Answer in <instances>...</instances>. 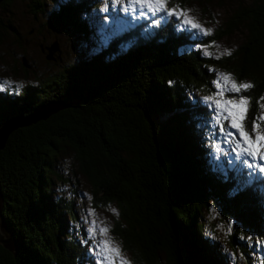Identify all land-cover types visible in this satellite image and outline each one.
Returning a JSON list of instances; mask_svg holds the SVG:
<instances>
[{
  "label": "trees",
  "instance_id": "trees-1",
  "mask_svg": "<svg viewBox=\"0 0 264 264\" xmlns=\"http://www.w3.org/2000/svg\"><path fill=\"white\" fill-rule=\"evenodd\" d=\"M95 2L61 0L48 24L57 33L93 36L86 15ZM44 3L29 0L31 13L43 14ZM174 26L171 21L155 34L125 32L59 79L27 85L15 98L0 95V127L41 105L69 106L17 129L0 151L2 215L18 245L14 257L0 244V264L85 263L84 244L67 232L76 221L73 202L55 199L51 190L53 163L64 146L74 152L95 204L117 205L121 224L113 233L135 264H230L204 230V212L215 206L234 222L227 242L235 257L264 262L259 254L252 258L253 241L264 244V177L242 160L237 177L208 158L203 145L211 123L203 121L207 109L193 95L210 87L215 64L251 80L255 87L245 94L252 97L251 129L256 100L264 95V0L238 7L205 39L209 45L244 30L245 46L230 57L182 52L195 38ZM12 29L0 19V35ZM217 128L215 137L223 135Z\"/></svg>",
  "mask_w": 264,
  "mask_h": 264
},
{
  "label": "rangeland",
  "instance_id": "rangeland-1",
  "mask_svg": "<svg viewBox=\"0 0 264 264\" xmlns=\"http://www.w3.org/2000/svg\"><path fill=\"white\" fill-rule=\"evenodd\" d=\"M60 1L53 0L51 2L44 0L45 10L43 14L38 13L36 15L30 11L29 0H10V3L6 6L2 7L0 5V19L10 24L13 28V31L7 30L0 35V83L5 81L13 82L10 86L0 89V95H8L15 98L25 90L27 85H36L38 82H44L49 79L55 81L59 79L61 73L68 67L77 65L81 60L92 54H96L100 50H106L108 42L113 40V38L125 32L135 30H138L142 34H155L171 21L175 25V31L183 30L185 33L193 34L192 38H195L194 44L191 41L190 43H186L187 46L182 49V52L190 53L191 51H198L203 58L218 60L215 57L227 48L232 50V55L230 56H233L246 44L244 30L237 31L231 36L209 45H205L204 41L207 36L210 37L212 35L213 30L217 26L228 20L231 13L238 7L249 6L254 2V0H185L182 3L172 0L169 7L172 4H179L182 8L192 9V15L196 16L205 28L212 30L210 35H203L197 30L184 26L175 16L165 17L163 13H157L155 16L149 13L148 16H140L139 19H136L139 16L138 8L135 14L130 9L128 11L125 10L129 7V0H120L119 3L117 0H99L98 3L95 2L97 7L92 8V10L90 9L86 15V18L91 23L90 30L93 29L94 34L85 39L76 34L57 33L48 24L50 12L57 8ZM105 8H107V11H105ZM158 19L160 23L156 24L155 21ZM54 42H57L59 46V53H56L59 59L48 61L46 59L48 54L47 47L51 46ZM205 48H207V51L212 52L213 55H204ZM230 56L223 55L220 59ZM23 59L26 60L29 69H25L22 66ZM210 72L213 76L207 91L199 92L198 89L193 92L200 105L207 109L206 114L209 115V119L205 116L203 117V121L207 119L211 123V129L205 131V134L211 131L210 141L205 142L203 148L207 150L208 158L212 159L216 164H220L232 171L242 170L244 168L240 165L241 160L237 159V153L232 151V145L224 142L223 135L215 137V129L218 126L214 121L215 110L209 107L203 98L217 91L214 81L218 78L219 72L233 74L237 82H251V80L239 79L231 69H225L216 64L210 68ZM248 91L250 93V90ZM247 92L242 94L245 95ZM44 109L47 110V108H43V111H45ZM158 119L162 121L161 119L165 118L161 115ZM224 123L227 126V122L225 121ZM217 129L219 131V126ZM217 143L220 144L223 150L219 153L215 148ZM56 155L57 157L52 168L51 190L55 199H65L73 202V213L76 216V221L74 223L68 222L67 232L75 236L77 242L84 244L86 261L83 264H97L98 259H100L96 255V244L105 238L100 232V229L104 226L110 229L107 235L119 244L127 259L132 264H135L130 253L124 250L121 242L117 240L113 233L116 224H121L117 205L95 204L93 188L87 178L79 172L75 154L71 149L65 146L61 147ZM249 162L264 164V161H251L250 158ZM235 173L239 177L236 171ZM254 173L260 178L264 177V173L258 169ZM241 180L245 184V180L242 178L238 181L240 186L242 184ZM111 209H115L116 212H113ZM93 210L96 213L95 215H91ZM66 213L69 214L67 209ZM203 216L206 235L213 242H216L228 255L230 264H243L240 254H237V257L233 259V253L227 242V238L231 235L234 226V222L228 220L229 218L232 219L231 216L227 215L224 217V212L218 206L211 208L209 212H204ZM66 219L69 221L68 218ZM92 221L96 222L95 236H92L89 231L93 227ZM229 228H231L230 232ZM247 239L250 240L248 245L249 250L252 237L248 236ZM246 242L248 243V240ZM253 242L256 246V251L253 255L251 253L252 258H256L257 254L264 258V244L260 245L257 240Z\"/></svg>",
  "mask_w": 264,
  "mask_h": 264
},
{
  "label": "snow or ice",
  "instance_id": "snow-or-ice-1",
  "mask_svg": "<svg viewBox=\"0 0 264 264\" xmlns=\"http://www.w3.org/2000/svg\"><path fill=\"white\" fill-rule=\"evenodd\" d=\"M117 2L119 3L120 0H117ZM171 2L172 0H129V7L125 10L130 9L135 14L138 8L139 16L136 19H139L140 16H148L149 13L153 16L157 13H163L165 17L175 16L184 26L197 30L203 35L211 34L212 30L205 28L198 18L192 15V9L182 8L179 4H172L169 7ZM105 11H107V8H105ZM155 23L159 24L160 20H156ZM204 55L212 56L213 53L205 48ZM223 55H232V50L225 48L215 58L220 59ZM12 83L11 81L0 83V89L10 86ZM214 84L217 91L212 95L205 96L203 99L209 107L215 110L214 121L223 134L224 142L232 145V151L237 153V159L242 160L244 165L252 169V173L257 169L264 173V164L249 162V158L251 161H264V95L256 100L257 113L250 121L251 130L249 131L246 122L249 119L248 113L252 107V97L242 93L254 88L255 85L247 81L237 82L234 75L227 72H219ZM225 121L227 126H225ZM215 148L218 153L223 151L219 143L215 145ZM252 173H249V175L251 176ZM111 210L116 212L115 209ZM95 214L93 210L91 215ZM116 214L118 215V213ZM92 224L93 227L89 231L92 236H95L96 222L92 221ZM109 231L110 229L107 226L100 229L105 238L96 244V255L100 258L97 264H132L119 244L107 235ZM230 231L231 228H229ZM233 259H235L234 254Z\"/></svg>",
  "mask_w": 264,
  "mask_h": 264
},
{
  "label": "water",
  "instance_id": "water-1",
  "mask_svg": "<svg viewBox=\"0 0 264 264\" xmlns=\"http://www.w3.org/2000/svg\"><path fill=\"white\" fill-rule=\"evenodd\" d=\"M4 0H0V3ZM47 56L46 59L48 61H56V59H59L58 55L56 53H59V46L57 42H54L51 44V46L47 47ZM56 57V58H55ZM22 65L29 69V66L26 64V60L23 59ZM69 107L68 105L61 104V103H49L46 105H41L37 107L31 114L25 117H16L12 120L7 121L6 123H3V125L0 127V151L5 147L6 141L8 137L17 129L28 127L30 125L36 124L39 121H43L47 119L52 114H55L56 112ZM43 108H47V110L43 111ZM3 210V195L1 193L0 189V244L2 247L8 252L12 253V255L15 257L18 250V245L15 240V236L13 232L10 231L8 226L5 223V220L2 215Z\"/></svg>",
  "mask_w": 264,
  "mask_h": 264
}]
</instances>
